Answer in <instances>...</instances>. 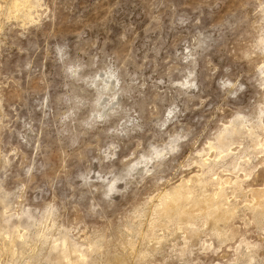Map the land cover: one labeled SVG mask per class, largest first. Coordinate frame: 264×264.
<instances>
[{
	"label": "rangeland",
	"instance_id": "obj_1",
	"mask_svg": "<svg viewBox=\"0 0 264 264\" xmlns=\"http://www.w3.org/2000/svg\"><path fill=\"white\" fill-rule=\"evenodd\" d=\"M257 190L264 0H0V264H264Z\"/></svg>",
	"mask_w": 264,
	"mask_h": 264
},
{
	"label": "bare ground",
	"instance_id": "obj_2",
	"mask_svg": "<svg viewBox=\"0 0 264 264\" xmlns=\"http://www.w3.org/2000/svg\"><path fill=\"white\" fill-rule=\"evenodd\" d=\"M24 2V1H23ZM27 2V1H26ZM15 3H17V2H14V4H12V7H13V9L14 8H16V7H19V5H17V4H15ZM29 3V2H28ZM19 4V3H18ZM24 4V3H23ZM29 6V5H28ZM254 196H255V201H254V203H253V208H255L258 212H262V211H264V199H263V197H264V191H262V190H257V191H255L254 192ZM169 205V204H168ZM167 205V206H168ZM174 206V205H173ZM163 208V207H162ZM169 209V208H168ZM177 209H178V207H177ZM170 210V209H169ZM169 210L167 211V210H164V213H167V212H169ZM176 210V209H175ZM216 216V215H215ZM218 216V215H217ZM219 216H221V214L219 215ZM211 223H212V221H211ZM70 261V260H69ZM72 262V261H71ZM70 262V263H71ZM73 264V263H72Z\"/></svg>",
	"mask_w": 264,
	"mask_h": 264
}]
</instances>
